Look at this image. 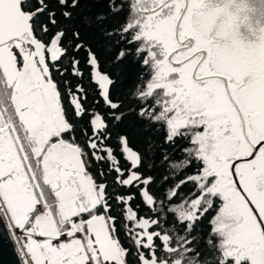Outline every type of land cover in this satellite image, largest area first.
I'll list each match as a JSON object with an SVG mask.
<instances>
[{"label": "snow or ice", "instance_id": "snow-or-ice-1", "mask_svg": "<svg viewBox=\"0 0 264 264\" xmlns=\"http://www.w3.org/2000/svg\"><path fill=\"white\" fill-rule=\"evenodd\" d=\"M79 3L55 0L58 18L52 0H0V220L23 264H264V0L110 3L123 19L102 38L126 45L115 62L140 65L130 95L145 131H162V146L183 142L179 158L161 153L162 192L148 174L153 136L140 150L124 136L108 145L109 124L85 106L83 85L55 78L67 59L82 79L75 54L84 49L108 118H123L111 98L116 79L72 24ZM137 196L147 212L133 207Z\"/></svg>", "mask_w": 264, "mask_h": 264}, {"label": "trees", "instance_id": "trees-1", "mask_svg": "<svg viewBox=\"0 0 264 264\" xmlns=\"http://www.w3.org/2000/svg\"><path fill=\"white\" fill-rule=\"evenodd\" d=\"M112 0H80L79 7L72 9L73 12V21L72 24L75 27H78L81 32V40L86 46H90L92 50L97 54L99 58V70L102 73L111 74L117 81L115 86L111 88V98L114 102L121 103L122 107L116 113L117 115L123 114V118L120 121H113L108 118V114L113 110L110 109L105 100L101 98L99 94L98 86L95 82L90 80L89 74L92 72V69L86 65V59L88 53L82 49L79 53L75 54L76 59L80 61V69L83 70V78L73 76L71 74V69L68 63V60H64L62 63L63 68H69V71L65 73L63 77L59 73H54L55 78L60 80L69 81L72 85H83L85 94L87 96L86 101H84L85 106L90 111H95L101 115H104L107 123L109 124L108 132L111 133V139L107 140V144L116 148L119 147L117 144V138L119 136L127 137L129 145L133 149L140 150L144 146L145 137L147 135H152L157 147L154 149V154L156 157V167L154 170L150 171L148 174L156 177V184L152 186L154 191H164L160 189L159 185L162 180V174L167 175V171L163 166L161 160V153L164 152L169 156H172L174 159L179 158L180 156V145L183 142H178L175 148L168 147L163 145L164 133L162 131H154L152 133H147L144 128V121L138 116L137 109L139 107L137 101L130 95L133 88L137 84L138 76L141 73L140 65L135 62L133 57L128 56L119 63L115 62V55L119 48H125L124 43L117 45L116 43H110L102 38V32L105 28L112 27L114 28L119 21L123 19V15H113L109 11V6ZM53 7L56 8L59 18V12L62 10L59 5L55 4V0H52ZM98 13H104L107 15V19L104 21L103 25L93 26V27H84L81 25L80 21L82 17L89 16L95 17ZM62 19V18H61ZM64 21L62 20V23ZM68 40H71V32H69ZM63 87V85H61ZM89 117L86 115L83 120L78 121L80 127H85L88 122ZM77 139L83 141L84 137L79 134V129L77 130ZM119 155V153H117ZM124 161L121 160L123 165ZM106 167V166H105ZM191 172V169L188 170ZM181 176H174L173 179L169 180L168 185H165V188L176 183ZM109 183L112 181V176L108 177ZM191 185L187 184L180 188V196H185L191 190ZM116 191V189H113ZM123 191V189H121ZM133 192L136 189H132ZM140 205L143 212H147V209L141 204L140 198H137L133 201V207ZM120 209L117 208L116 212H119ZM197 233L201 236H204L208 232V217H205L201 222L196 225ZM123 239V235H122Z\"/></svg>", "mask_w": 264, "mask_h": 264}, {"label": "water", "instance_id": "water-1", "mask_svg": "<svg viewBox=\"0 0 264 264\" xmlns=\"http://www.w3.org/2000/svg\"><path fill=\"white\" fill-rule=\"evenodd\" d=\"M0 264H22L3 220H0Z\"/></svg>", "mask_w": 264, "mask_h": 264}, {"label": "rangeland", "instance_id": "rangeland-1", "mask_svg": "<svg viewBox=\"0 0 264 264\" xmlns=\"http://www.w3.org/2000/svg\"><path fill=\"white\" fill-rule=\"evenodd\" d=\"M3 221H4V220H3ZM4 223H5V226H6V229H7L8 233H9V235H10L12 241H13V244H14V246H15V249H16V251L18 252V255H19V257H20V259H21V261H22V264H23L25 257H24V255H23V253H22V251H21V244H20V243H17L16 235H14V234H13V230H12L11 228L8 227L7 222L4 221ZM20 241H21V242H26V234L20 236Z\"/></svg>", "mask_w": 264, "mask_h": 264}]
</instances>
